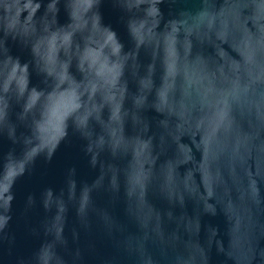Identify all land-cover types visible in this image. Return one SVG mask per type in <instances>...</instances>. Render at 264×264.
I'll return each mask as SVG.
<instances>
[{"label":"water","instance_id":"1","mask_svg":"<svg viewBox=\"0 0 264 264\" xmlns=\"http://www.w3.org/2000/svg\"><path fill=\"white\" fill-rule=\"evenodd\" d=\"M0 264H264V0H0Z\"/></svg>","mask_w":264,"mask_h":264}]
</instances>
